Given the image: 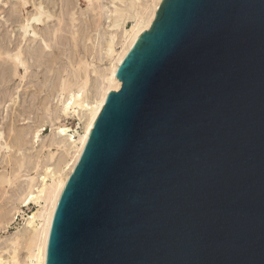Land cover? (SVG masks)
Masks as SVG:
<instances>
[{
    "label": "water",
    "instance_id": "95a60500",
    "mask_svg": "<svg viewBox=\"0 0 264 264\" xmlns=\"http://www.w3.org/2000/svg\"><path fill=\"white\" fill-rule=\"evenodd\" d=\"M117 77L46 264H264V0H163Z\"/></svg>",
    "mask_w": 264,
    "mask_h": 264
},
{
    "label": "rangeland",
    "instance_id": "374dc122",
    "mask_svg": "<svg viewBox=\"0 0 264 264\" xmlns=\"http://www.w3.org/2000/svg\"><path fill=\"white\" fill-rule=\"evenodd\" d=\"M31 1L33 3L30 0H0V46L16 52L22 42V47L26 43L25 51L30 50L33 53L29 57L31 67L27 75L24 69H20V74L11 76V69L5 72L0 68V79L3 75L7 79L6 82L4 79L0 82V133L3 132L0 141L3 145L5 142L10 145L8 150H0V177L8 175L15 180L6 188L8 192H0V254L5 260L10 258L13 242L18 239V258L23 263L30 254L25 218L36 210L34 202L23 204L29 193L28 178L37 175L47 165L54 166L62 155L61 150L55 146L50 147L55 138V126L65 124L83 131L76 114L72 113L70 117L60 116L59 108L72 91L78 90L86 73L90 75L86 95L89 100H93L97 84L101 82V75L110 63V57L105 55L109 36V28L106 27L110 23L107 16L100 15L95 0L92 5L88 0ZM35 1L48 5L47 9L54 15L53 20L42 27L43 32L60 28L58 38L50 39V48H46L40 41L38 44H34L31 39L25 42L19 31V23L22 24L25 16L35 13ZM112 1L123 8L131 7L132 15L139 9V1L133 0H125V3L120 0H101L99 6L112 9L115 5ZM132 20L126 19L122 28L129 29ZM120 39L117 48L121 45ZM19 75H24L25 78L22 80ZM11 77L13 80H10ZM65 83L68 85L67 89H63ZM38 129L41 132L37 142L35 134ZM53 152L56 154L50 160V153ZM21 160H24V164L20 166L18 162Z\"/></svg>",
    "mask_w": 264,
    "mask_h": 264
},
{
    "label": "bare ground",
    "instance_id": "6f19581e",
    "mask_svg": "<svg viewBox=\"0 0 264 264\" xmlns=\"http://www.w3.org/2000/svg\"><path fill=\"white\" fill-rule=\"evenodd\" d=\"M88 1L91 5L94 2V0ZM100 1L101 0H95L99 7V13L101 16H107V19L109 20L107 21L110 23L109 25H107L108 27H106L109 28V36L108 41H106L107 51L105 54L110 57V63L108 64L110 66L107 65L108 67L106 66V69H103L104 73L101 75V82L97 84V87L95 89V97L93 96V100H89L88 96L86 95L90 76L89 73H86V75L84 76L85 78H82V80H84L82 81V84L79 86L78 90L74 92L72 91L68 99L61 103V107L59 108L60 116H69L72 113L76 114L75 116H78L79 118V124L83 126V131L80 132L78 131V128L75 129L65 124L55 126V128L53 129L55 130V138L50 143V147L55 146L56 148H58V150L62 151V155L59 157V159H57V163L54 164V166L47 165L43 168L42 171H38V174L36 173L37 175L28 178L30 183H28L29 186L27 192L29 193L23 201L24 205H27L31 202H34V204L36 205V210L25 218L26 227L28 230L27 245L30 249V254L26 258L25 263L20 261L17 253V246L19 244V240L17 239L13 242L14 247L12 248L13 251H11L12 254L10 253V258H7L5 260L4 258H2V254H0V264H46V252L49 235L61 194L81 158L83 150L93 130L94 124L104 107L105 100L108 94L112 91L119 90L122 86V82L117 77L119 66L123 62L126 55L129 53V51L132 49V47L139 40L140 36L151 27L159 5L163 0H133L134 2L139 1V9L133 15L130 13L131 7L123 8L116 5L115 1H112V3L115 4L112 9H105L104 6H99ZM120 1H122V3H125V0ZM24 2V4H27V1ZM30 2L32 1L30 0ZM47 6H45L43 2L36 3L35 1L33 4L35 13L31 14L30 16L28 15L27 17L25 16L24 20L21 22V25L19 23V31L25 42H28V40L31 39L34 44H38L40 41L41 44H43L46 48H50V39H53V37L58 38V34L60 31L59 27L55 28L52 32H49V30L43 32L42 27L47 25L48 22H51L53 20L52 18L54 17L50 10L47 9ZM131 18L133 20L130 28H122V25L125 24L126 19ZM38 26H40L39 29ZM121 31L122 33H120ZM118 39H120L121 44L118 47L119 49L116 47L117 44H119ZM21 43L19 48L16 46L18 48L16 52H14L13 50L12 52L7 49L5 50V48L0 46V68L1 70H5V72L8 70L10 71L11 69L13 71V75L11 76L20 74V69H24L25 74L27 75L29 68L31 67L29 57H32L33 53L30 50L25 51L24 46L26 45V43L23 47L21 46ZM7 46L8 44L6 45V47ZM86 65L88 66V64ZM20 78L23 80L25 76L22 75L20 76ZM2 79H4V82L7 81V79L5 80L4 75L0 79V82H2ZM10 80H13V78L11 77ZM67 88L68 85L65 83L63 89ZM40 132V129L36 130L35 137L37 138V140L36 138L34 139L37 142L40 136ZM2 133H0V140L2 138ZM9 148V143L5 142V145H3L2 141H0V150H8ZM55 154L56 152L50 153V160L53 159ZM22 164H24V160L18 162V165L21 166ZM38 164L41 165V162H38ZM14 182L15 180H13L8 175L1 176L0 192H8L6 188Z\"/></svg>",
    "mask_w": 264,
    "mask_h": 264
}]
</instances>
